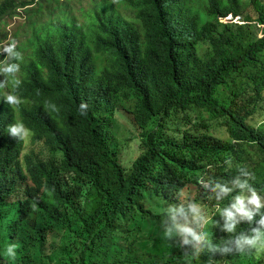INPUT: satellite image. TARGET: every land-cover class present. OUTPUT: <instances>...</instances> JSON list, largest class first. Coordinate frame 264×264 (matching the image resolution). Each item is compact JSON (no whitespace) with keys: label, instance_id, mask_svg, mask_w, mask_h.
Instances as JSON below:
<instances>
[{"label":"trees","instance_id":"obj_1","mask_svg":"<svg viewBox=\"0 0 264 264\" xmlns=\"http://www.w3.org/2000/svg\"><path fill=\"white\" fill-rule=\"evenodd\" d=\"M37 1L3 0L0 23ZM58 1L32 9L72 2ZM251 4L254 19L241 14L238 0H99L83 27L43 25L42 38L41 27L31 26L24 45L31 52L8 63L19 65L18 75L0 72V253L6 244L15 246L17 264H117L106 250L111 238L137 233L138 242L157 233L188 184L202 182L203 200L214 196L224 206L250 189L264 196V5ZM235 17L239 23L220 22ZM7 86L15 102L3 97ZM131 94L140 100L133 124L141 153L127 170L113 138L112 102ZM204 120L217 122L227 139L214 138ZM18 123L40 152L9 135ZM246 161L251 168L240 167ZM239 168L259 182L245 186ZM218 184L231 192L221 194ZM42 211L65 226L61 248L49 256L35 231L46 222ZM262 214L221 234L218 252L227 247L226 255L207 258L185 247L177 258L251 264L253 250L238 248L235 237L264 231ZM118 221L136 229L126 232Z\"/></svg>","mask_w":264,"mask_h":264},{"label":"rangeland","instance_id":"obj_2","mask_svg":"<svg viewBox=\"0 0 264 264\" xmlns=\"http://www.w3.org/2000/svg\"><path fill=\"white\" fill-rule=\"evenodd\" d=\"M3 0H0L2 2ZM18 3L29 0H14ZM43 0H38V2H42ZM53 0H51L52 2ZM63 0H59L61 2ZM99 0H72L70 8L64 7L63 4H44L41 8L42 11L36 14V11L32 8L38 7L37 3L35 5H31L27 7L24 11L22 9L19 10L22 14L20 16L14 17L13 19H6V22L0 23V37L6 36V39H3V42L0 43V58L3 55V49L11 44H15L22 48L17 51L20 54L19 59L25 58L31 50H25V41L30 38L31 34V26L32 27H41L42 38L48 34V31H44L42 27L43 25H62L64 22L72 20V23L75 25H79L83 27L89 22V11L94 8L95 2ZM50 2V3H51ZM260 2L264 5V0H260ZM239 11L242 15H249L251 18H256L257 14L255 13L251 0H238ZM55 9V10H54ZM32 15V16H31ZM31 16V18H30ZM33 23V25L31 24ZM73 28V25L71 24ZM260 36V34H259ZM11 57L7 55V57L2 62V66H7ZM0 62V63H1ZM20 69L14 73H3V76L9 75H18ZM1 77V76H0ZM6 81V79H4ZM229 93V89L222 90L219 93L220 97H224ZM11 96V91L8 86L3 90V97L7 98ZM140 100L135 95L131 94L128 96H120L116 101L112 102L113 107V116L114 119L117 120L113 127L115 140L118 142V145L121 148L120 158L121 164L127 170L132 168V164L134 160L140 155V132L135 128L133 124V113L138 106ZM194 117V116H193ZM254 121H260L258 117L255 118ZM205 123L208 125L210 129V134L217 139L226 140L227 135L225 129L221 127L215 121H206ZM193 132V129L190 130ZM25 135L23 138L24 148L27 151L31 149H36L37 152H40L42 149L41 145H33L31 143V136L28 131H25ZM25 153V151H24ZM253 165L252 162H242L240 167L244 166L246 169L251 168ZM236 173L240 176L241 181L245 186L250 182H259L255 181V179L250 175V173L245 169H237ZM242 195L250 198L252 193L244 192ZM257 194V193H256ZM199 192L196 188L191 185L184 189L180 194L179 198L183 199L181 201L185 204L191 201L193 198L197 197ZM261 198V203L264 204V196L257 194ZM247 202V201H246ZM149 205V204H148ZM197 206L202 214L206 212V207L201 206L200 203H197ZM230 206V205H228ZM252 207V206H249ZM219 209L216 207L214 211H218ZM216 213V212H215ZM210 214L205 215V223L203 228V235L207 239H212L218 234H225L227 230L224 228L225 220L220 215V213H216L210 220H208ZM208 220V221H207ZM207 221V222H206ZM243 221L240 220L239 223ZM174 221L166 220L162 222L157 233L150 235L142 240L138 241L134 248L137 251V255L139 258L148 259L156 257L157 254L161 251L172 250L176 247V237L178 235L177 231V223L179 225H191L193 223L192 215L190 217H180L177 218V223ZM238 223V224H239ZM44 227H47V222L42 223ZM237 224V225H238ZM117 225L124 229L126 232L128 230L136 229V224L133 223H125L123 221H118ZM236 225V226H237ZM202 227V226H201ZM171 229L170 235H165V233ZM61 234V230H55L54 233L50 234L49 241L46 248L49 251H52L53 248L59 242V236ZM206 234V235H205ZM140 235L137 233H133L129 237H124L122 234L115 235V237L111 240L109 247L106 248L108 252V256H116L118 259L126 258L129 253V243L132 240H138ZM253 250V259L251 264L264 263V253L256 254L255 249ZM168 257V255H167ZM182 264V263H179Z\"/></svg>","mask_w":264,"mask_h":264},{"label":"clouds","instance_id":"obj_3","mask_svg":"<svg viewBox=\"0 0 264 264\" xmlns=\"http://www.w3.org/2000/svg\"><path fill=\"white\" fill-rule=\"evenodd\" d=\"M220 22L239 23V17H235L234 19H231L229 21L226 20L225 18H221ZM14 49H15V44L13 43L5 47L3 51L8 53L9 57L19 59L20 54L16 52ZM18 70H19V65L16 64H10L4 67H0V72L8 73V74L14 73ZM3 86L4 85L0 83V87ZM6 99L8 102H15V99L12 96H8ZM8 132L11 137L20 138V139H23L24 135L26 134L23 124L20 123L10 125L8 128ZM113 138L116 144L118 145V142L115 140L114 134H113ZM191 185H193L196 188V190L199 192V195L197 197L193 198L191 201L185 204L184 202L181 203L183 199H180L178 195L177 196L178 201L176 202V204L173 205L172 202V204H170L167 207L168 210L164 211V214L167 213V215L163 217L162 222L166 220H170L177 223V218H180L182 216L187 218L192 215L193 223L191 225L189 226H187L186 224L179 225L177 223L178 235L176 237L177 240L176 247L172 250L161 251L157 254L156 257L142 259L138 257L137 251L134 248H132L137 244V241L132 240L129 243L128 256L126 258H121V259L119 258L117 260V264H179L182 262L179 258H177V256L179 255V252H181L182 249H185V247H188L193 252V255H203L207 258H214L213 256L216 255H226L227 253L224 252L230 251L227 247L221 250L223 252H218L220 247L219 240L222 237L221 234H218L212 239H207L204 237L203 235V228H204L203 224L205 223L204 216L210 214V217L208 219L210 220L213 216L216 215V213H220V215L225 220L224 228L227 230L228 233H234L236 230V225L239 223L240 220H246L247 222H249V224H251L254 216L257 213H260L261 208H264V204L261 203V198L256 194V192L253 189H250V191L252 192L250 198L242 194L237 195L233 198L234 202L231 203L230 206H224L214 203L213 200L214 196L210 197L212 202L203 200L201 196V188H200V186L204 185L202 182H199L197 185L188 184L184 189H186L188 186ZM240 186L243 187V185ZM217 187L220 189V193L225 196L231 192V189H229L226 186L218 184ZM184 189H182L179 193H181ZM197 203H200L201 206L206 207V212L204 214H202L201 211L199 210ZM151 206H154V202L151 203ZM216 207L219 209L218 211H214ZM39 215L46 218L47 227H44L42 223H36L35 231L43 255L49 256L52 255V252H56L61 248L63 241L62 238L65 233V226L57 224L51 218V216L44 211H42ZM259 224L261 226H264V214L261 215ZM55 230H61V234L59 236V242L56 245V247L53 248L52 251H49L46 248V246L48 244L50 234L54 233ZM8 231L17 235L20 234V231H15L10 227H8ZM251 231L254 233V235L251 237L245 236L243 232H241L238 237H235V242L237 244V247L242 248L244 245H247L249 246V248L255 249L257 255H259L260 253H264V231H262L261 228H252ZM170 234H171V229H168L165 235L167 236ZM114 237H112L111 240ZM216 238L218 240L217 243H215ZM231 239L232 238L226 241V243H230ZM14 249H15L14 245H10V246L6 244L2 245V249L0 253L1 264L18 263V259L16 257V253Z\"/></svg>","mask_w":264,"mask_h":264}]
</instances>
